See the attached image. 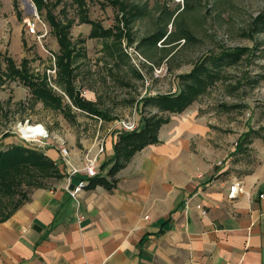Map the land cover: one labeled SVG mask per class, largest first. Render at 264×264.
<instances>
[{"label":"crops","instance_id":"1","mask_svg":"<svg viewBox=\"0 0 264 264\" xmlns=\"http://www.w3.org/2000/svg\"><path fill=\"white\" fill-rule=\"evenodd\" d=\"M157 43L138 47L147 49ZM102 50L114 67L129 56L135 65L140 63L130 46L122 49L120 45L118 51L102 45ZM136 76L141 79L139 73ZM55 88L71 107L55 111L65 119L74 118V113L80 136L75 139L77 145H72L49 132L52 146L48 151L57 154L56 160L50 159L62 178L33 190L27 203L0 222V264H264V133L257 135L249 129L240 135L229 151V162L223 137L211 133L210 122L190 110L195 100L180 114L164 115L168 122L160 126L157 143L133 153L109 174L115 143L123 133L116 122L130 118L111 120L96 102L83 98L102 115L84 112L69 102L62 87ZM144 97L139 105L154 108L152 115L159 116L156 107L142 102ZM39 125L47 131L43 123ZM57 142L64 143L76 167L82 166L88 149L94 155L102 146L97 171L110 188L87 187L76 202L72 200L65 191V167L58 162ZM246 147L254 157L250 164L244 162ZM220 160L224 166L217 167ZM233 179L240 181L243 193L229 200ZM77 181L73 178L72 185ZM197 205L203 206L205 216Z\"/></svg>","mask_w":264,"mask_h":264},{"label":"rangeland","instance_id":"2","mask_svg":"<svg viewBox=\"0 0 264 264\" xmlns=\"http://www.w3.org/2000/svg\"><path fill=\"white\" fill-rule=\"evenodd\" d=\"M56 1L60 0H52L51 5ZM108 1L111 0H87L85 12L91 21H98L102 27H119L131 35L133 43L130 45L131 41L123 37L121 45L122 49L123 45L131 47V54L140 62L137 65L129 56L128 61L114 67L103 54V41L88 38L91 27L79 23L72 0H61L53 8V14L59 20L65 15L74 20L70 41L84 53L77 61L79 65L74 78L81 97L96 102L111 120L134 118L137 121L156 111L149 106L143 109L139 105L141 97L177 93L181 85L178 75L188 73L202 56H217L222 49L243 48L247 55L237 64L224 68L220 79L189 108L196 111L197 118L210 122L207 126L211 133L223 137L229 162L232 157L229 151L234 149L240 135L249 129L257 135L264 133V34L253 32L255 18L264 14V0H123L128 10L134 6L144 12L140 18L128 22V27L124 26L127 21L124 13ZM28 21L35 24V34L29 32ZM159 29L168 32L167 35L173 33L172 39L176 41L167 45V39L155 47H138L143 38ZM52 31L45 11H38L31 0H0L2 57H10L17 67L24 59L30 61V73L38 79L45 75L53 94L63 99L55 88L61 90L56 83L59 47ZM183 35L188 37L187 40L181 39ZM2 57L1 72L6 67ZM207 65L211 68L209 62ZM72 116L74 118L65 119L58 111L46 109L42 103H33L29 89L18 80L0 83V149L6 150L12 144L26 146L17 133L18 125L26 121L32 125L43 123L48 133L67 138L72 145H77L75 139L80 136V122L74 113ZM87 127L91 129V126ZM51 139L50 136L49 144H52ZM245 149L243 154L247 158L244 162L250 164L254 157L248 154L247 147ZM49 151L47 156L56 160L57 154ZM42 168L32 170L33 177H41ZM53 182L55 180L50 179L37 185L43 188ZM31 187H23V194L9 197L8 203L3 205L4 214L13 210Z\"/></svg>","mask_w":264,"mask_h":264},{"label":"trees","instance_id":"3","mask_svg":"<svg viewBox=\"0 0 264 264\" xmlns=\"http://www.w3.org/2000/svg\"><path fill=\"white\" fill-rule=\"evenodd\" d=\"M31 1L38 11H45L46 19L53 29L52 35L56 43H58L59 51L56 55L58 75L56 83L62 87V90L73 106L90 114L102 115L101 112L99 113L93 108L89 101L84 100L83 97L81 98L80 92L73 87V68L83 51L82 48H76L77 46L70 41V32L74 20L68 18L67 15L59 20L57 16L53 14L55 4H59L61 0L56 1V3L52 5V0ZM86 1L87 0H72V3L76 8L79 23H85L91 27L88 35L89 39H99L103 41L104 46L111 45V47H114V49L118 51L123 37L131 41V35H128L127 32L124 33L123 29L119 27L115 28V26L112 28H104L98 21H91L87 12H85ZM108 4H112L113 6L116 5L117 11H122L124 13V20H127L124 24L126 27H128V22L130 23L144 14L142 10H136L134 6H130L131 9L128 10V5L127 3L125 4L123 0H111L108 1ZM63 8L66 9L67 7L64 6ZM118 18L119 16L117 15L116 19ZM253 29L255 34H264V14H260L255 18ZM173 36V33L166 35V31L159 29L152 35L143 38L141 45L146 43L155 44L162 39L164 41L168 39L167 42L172 44V42L176 41L172 39ZM187 38L188 37L183 35L181 39L187 40ZM79 43L83 44L84 42L79 41ZM246 55L247 52H245L243 48L235 47L231 49H222L217 56H202L192 65V69L187 74L179 76L181 88L177 93L148 98L144 97L142 102L144 104L146 103V105L156 107L158 111L163 114H180L220 79V74L224 68L237 64L240 59ZM1 57L2 55L0 53V59ZM3 59L6 61V67L4 71H0V83H4V80H18L24 88L26 87L29 89L33 103H42L44 107L53 111H70L71 107L69 104L62 102V97L54 95L52 90L48 87L46 77H44L45 75L38 79L30 73V61L24 59L20 63V66L17 67L14 60L10 57H5ZM208 62L212 69L208 67ZM167 122L168 118L164 115H152L142 118L137 131L122 133L114 146V164L110 168L109 174H112L120 168L123 162L129 161L133 153L143 149L146 145L157 143L159 128L162 124ZM37 168L43 169L41 177H33L31 174L32 170ZM44 168H46V171ZM60 178H62V176L58 166L43 150L41 151L29 146L23 147L18 144H12V146L8 147L6 150L0 149V222L8 219L20 208V206L27 203L30 199L32 190L46 187L44 186L41 188L38 187L37 184H43V182L50 181V179L58 181ZM96 185H104L110 188V185L103 176L88 179L85 188ZM26 186L32 187L28 189V193L25 197L21 201H18V204L14 206L13 210L4 214L2 209L3 205L8 203L7 199L9 197L13 198V194L16 193L23 194V187Z\"/></svg>","mask_w":264,"mask_h":264},{"label":"built area","instance_id":"4","mask_svg":"<svg viewBox=\"0 0 264 264\" xmlns=\"http://www.w3.org/2000/svg\"><path fill=\"white\" fill-rule=\"evenodd\" d=\"M27 28L31 34H35V24L33 22L28 21ZM80 95L83 96L81 93ZM24 126H27V130L25 132L26 135L21 133V129ZM138 127L139 124L134 118H130V120H118L116 122L117 130L123 133L137 131ZM17 133L24 145H28L29 147L36 148L41 151L43 150L45 154L51 148L50 146H52V144H49V133L42 125H32L26 121V123L18 125ZM56 147L58 151V162L65 167V191H67L71 199L76 202L78 194L85 189L88 179L99 176L97 171V164L99 160H97V156L101 154L103 147L101 146V148L98 149L97 154L94 155L91 154L92 149H88L83 156V164L80 167L71 165V161H69V151L67 147L64 146L63 142H57ZM216 166H224L223 160L217 162ZM73 178H77L78 181L76 184L72 185ZM241 193H243V187L241 186L240 181L233 179L228 187L227 198L229 200H233ZM196 208L202 216L206 215L203 206L197 205Z\"/></svg>","mask_w":264,"mask_h":264},{"label":"bare ground","instance_id":"5","mask_svg":"<svg viewBox=\"0 0 264 264\" xmlns=\"http://www.w3.org/2000/svg\"><path fill=\"white\" fill-rule=\"evenodd\" d=\"M26 130H27V126H24V127H22V129H21V133H23L24 135H26Z\"/></svg>","mask_w":264,"mask_h":264}]
</instances>
